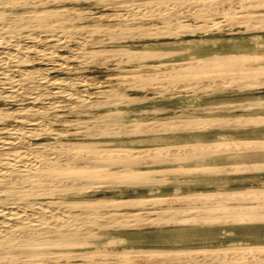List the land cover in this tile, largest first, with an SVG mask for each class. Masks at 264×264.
I'll use <instances>...</instances> for the list:
<instances>
[{"label":"bare ground","instance_id":"obj_1","mask_svg":"<svg viewBox=\"0 0 264 264\" xmlns=\"http://www.w3.org/2000/svg\"><path fill=\"white\" fill-rule=\"evenodd\" d=\"M91 1L101 5L112 2L119 7L105 14L74 8ZM245 11L251 12L243 16L245 19L222 24ZM142 22L151 26L131 25ZM255 26L264 27V0H0V264H115L128 254L142 261L137 264H264L263 243L205 245L196 253L157 247L112 251L107 245L119 238L110 236L95 246L93 242L104 236L102 230L264 225V187L258 186H218L140 198H82L108 186H147L196 173L264 170V160L214 161L230 153L263 152L264 137L174 140L142 150L109 147L94 140L118 133H177L182 125L189 130L209 131L241 128L244 124L241 117L219 116L197 118L193 124L171 121L161 130L137 123L126 130L103 125L96 131L88 124L100 122L104 116L89 110L124 103L128 97L116 91L133 88L135 81L129 85L120 82L117 89L104 86L97 92H77L74 87L80 79L47 76L48 70L60 68L73 58L60 50L75 35L83 41L95 38L83 42L86 45H102ZM174 53L91 47L82 54L84 61L113 68L123 63L135 65L132 71L141 79L138 83L142 87L169 88L174 82L201 87L205 82L209 88L225 85L222 87L231 89L262 83L264 65L252 63L249 53L215 51L211 57L192 54L190 62L177 61L176 66L155 61ZM171 68L183 70H163ZM201 74L209 76L207 82L200 81ZM64 104L79 108L80 114L62 113ZM61 122L65 124L62 128L53 127ZM71 138L82 141L72 142ZM69 195L74 197H66ZM143 207L155 208L143 213ZM56 259L69 261L55 263Z\"/></svg>","mask_w":264,"mask_h":264},{"label":"rangeland","instance_id":"obj_2","mask_svg":"<svg viewBox=\"0 0 264 264\" xmlns=\"http://www.w3.org/2000/svg\"><path fill=\"white\" fill-rule=\"evenodd\" d=\"M111 3L112 2L105 3L106 5H101L98 2L91 1L87 3H79L75 5L74 8L76 9V11L83 9H92L98 14H105L115 12L116 6L117 8L119 7V5ZM250 13V11H245L244 13L241 12L238 15L240 17H233L234 19L226 20L222 22V24L228 25L234 22H238L239 20L245 19V14ZM255 17H257V15H255ZM207 22L208 20H203V23ZM91 25L93 24H89L88 26L91 27ZM131 25L151 26V23L142 22ZM258 28H261V31ZM251 29L254 31H252ZM247 30L248 32H246ZM98 37L101 38L102 35L98 34ZM90 41H95V38H88L87 40L83 41L82 38H79V36L76 35L71 38L69 42L67 41V49H61L60 53L63 55H73V58L70 57L69 62L63 65L64 67L62 66L60 68L48 70V78L53 77L52 79L56 80L74 78L77 79V82L80 79V82L77 83V85H75L74 87V90L77 92L81 90H86L88 92H97L101 88L103 89L104 86L109 89H117V87L120 86V82H124L126 85H129L131 84V81L132 83H134L135 81V86L139 87L138 88L134 86L133 88L130 87L129 89L116 91L117 93L123 94L128 97V99L124 103L108 104L89 110V113L100 114L101 118L102 116H104V118H102L100 122H94V124L90 122L88 124L90 127H92L93 130L97 131L98 128L103 125L120 128L122 127V130H126V128L132 127L137 123L143 124L144 126L149 128L154 127L155 130H161L163 128L161 126L171 121L180 122L182 120L181 122L183 123L193 124L192 122L197 118H210L219 116L241 117L244 124V126H242L241 128H215L209 131L189 130L186 129L187 127L182 125V127L180 128L181 131L177 133H165L164 131H159V133L151 135H126L123 133H118L113 136L109 135L110 137L107 136L97 138L94 141L104 143L109 147L142 150L153 149L159 145H163L165 143H168L169 141L174 140V142H194L196 140H238V138L242 139L243 137H264V121L263 123H258L260 120H264V76L263 78H261V81L263 83H261V85L259 83H252L246 87L238 85L231 89L222 87L225 85H219L215 86V88H209V85H206L205 82H203L204 85L201 87H193L192 85L185 84L182 85V83L180 82H174V85L170 84L168 86L170 89L164 87L163 85H160L162 86L161 88L159 87V85L142 87L138 83L141 79L136 76L134 77L132 71L135 65L123 63L119 65V68H113L112 66H106L93 60L84 61L85 57H83L82 54L83 51L91 47H120L134 50H160L176 52L171 56L165 57L160 60H155L156 62L166 63L169 66H176L177 61H184V63L190 62L191 59H189V57L192 54L196 57H211L214 55L212 52L215 51L238 52L249 53L252 63H263L264 65V27L255 26L250 28H225L222 30V32L220 31L213 34L185 36L182 38H134L127 39L125 40L127 42L122 43L108 41L102 45H86V43H90ZM80 42L86 43H83V45H81L82 43ZM76 46L79 47V51L77 50L78 47ZM213 69H218V67H214ZM163 70L180 72L183 69L171 68ZM117 76L122 77L116 78ZM128 76L130 77L128 78ZM208 78L209 76L207 74H201V76H199L201 82L205 80L207 82ZM83 81L86 82V85ZM221 87L222 89H220ZM143 88H146V91H144L145 89ZM41 89H48V86H42ZM66 107L67 105L64 104L63 109L65 110L62 113H66L67 115L80 114L81 112L79 108L71 109L70 107ZM254 120L258 121L255 122ZM77 122H79V120ZM62 123L63 122H61V124L58 123L57 125H53V127L60 129L65 125L64 123ZM226 136L228 138H226ZM70 140L72 142L82 141L78 138H71ZM230 154V156H218L214 161L222 164L230 160L250 162L264 160V151L250 153L237 152ZM115 171L118 172V169ZM104 176H107V174H105ZM218 186L223 187L222 189L246 188L251 186L264 187V170L241 171V173L222 172L213 175L196 173L191 175H184V178L180 180L173 179L167 183H155L147 186H108L104 189H100L92 193H87L82 198L85 197L94 200L96 198L113 199L127 197L140 198L148 196H163L171 195L172 193L187 194L193 190H211L217 188ZM66 197L72 198L74 197V195H69ZM80 197L81 196H78V198ZM153 208L143 207L141 209V212L143 211V213H146ZM99 211L102 212L104 211V209L100 208ZM190 231H192L193 233H186ZM100 233L104 236L103 238L93 242L95 246L102 245V243L110 236H117L119 238L117 242L113 241L109 245H107V247L112 251H121L128 248V250H136L135 248L140 249L143 247H157L164 249H188L191 250V253H196V250L198 248L205 245L218 246L234 243L235 246H245V244H264V225L255 224L236 225L235 227L215 225L209 227H201L200 229L191 227L174 229L133 228L106 231L102 230ZM130 256L131 257H129V254L125 255V257L123 256L124 260L115 264H135L136 262H142L139 261L138 258L136 259V257L134 260V254H131ZM68 261V259H59L55 261V263H68Z\"/></svg>","mask_w":264,"mask_h":264}]
</instances>
